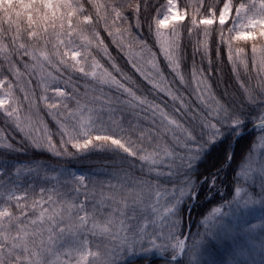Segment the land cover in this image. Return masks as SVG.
I'll return each instance as SVG.
<instances>
[{
  "label": "snow or ice",
  "instance_id": "obj_1",
  "mask_svg": "<svg viewBox=\"0 0 264 264\" xmlns=\"http://www.w3.org/2000/svg\"><path fill=\"white\" fill-rule=\"evenodd\" d=\"M225 54L238 88L221 81L217 94L212 77ZM0 122V264H134L152 255L208 264L209 250L235 234L252 243L237 246L234 257L248 259L233 264H257V255L264 264V232L253 235L249 219L258 206L264 220V0H0ZM249 123L258 134L224 199L228 142ZM221 144L223 161L200 172ZM30 150L57 160L99 153L109 163L90 179L9 158ZM205 188L222 203L185 233L182 213Z\"/></svg>",
  "mask_w": 264,
  "mask_h": 264
},
{
  "label": "trees",
  "instance_id": "obj_2",
  "mask_svg": "<svg viewBox=\"0 0 264 264\" xmlns=\"http://www.w3.org/2000/svg\"><path fill=\"white\" fill-rule=\"evenodd\" d=\"M153 3L156 2V0H152ZM160 3H164L165 0H159ZM184 3H186V0H179L180 6H183ZM146 31V29H145ZM193 40H195V37H192ZM189 37L187 35V32L185 30L184 32V42L187 45L188 44ZM108 43L111 45V42L108 41ZM212 53H213V60L214 64L213 67L215 68L217 65L215 63V34L212 37ZM240 46H245L244 42H240ZM109 51L111 52L112 56L115 58L117 64L130 76L133 77V79L137 82L139 85L141 91H143L145 94H149L150 98H153L151 94L148 92V89L150 86L146 85V82L142 80V78L139 76V74L135 73L134 70L131 68V66L127 63V59L123 56L122 53H118L117 49L114 45H111L109 48ZM188 55L189 60L185 66L186 72L189 69V66L191 64V53L192 48L189 46L188 49ZM247 54L250 56V48L247 49ZM98 58L100 59L101 63L104 64L106 68H109L111 70V65L103 58L102 54L97 53ZM199 60V58H197ZM206 66V65H205ZM171 78V77H170ZM221 81H224L226 84L231 85L232 89H237L238 86L236 85L235 78L233 77L231 65L227 62L226 54L223 57V64L219 66V72L217 75L212 77V82L214 85H219L218 87H215V91L217 94H222L224 90L223 84H220ZM35 83V81H34ZM91 83V82H90ZM105 92H108L109 89L107 86L104 88ZM40 89L37 88V94H39ZM49 95H52L50 92ZM156 99H163L162 96L155 97ZM169 104H171V101H169ZM39 108L42 110L43 117L45 121L49 124V127L52 129L53 132H55V124L51 120L50 117L47 116L46 111H43L44 105L40 104ZM253 125L249 123L247 125V129L252 127ZM0 127H3L2 122H0ZM11 131V130H9ZM257 131L255 129H252L250 132L240 136L235 142L229 141L228 143H231V152L233 154V160L231 162L230 167H226L221 173H220V180L218 181V188L219 191L224 194V199H231L232 194V180L234 177V170L237 169V166L241 163L242 158L245 155L246 150L249 148V146L252 144L253 139L257 136ZM19 135L18 133L16 134ZM225 144L218 145L216 148H214L209 156V158L199 165V171L204 172L206 169L211 167L212 165H217L223 161V158L225 156ZM0 152H3L2 149H0ZM13 161L15 160H21V161H27L29 159H42L43 162L49 164L51 167L55 168H67L69 170H79L83 172L85 175L89 176L90 179H92V174L95 173L99 176V174L103 173L105 171V165L106 163H109L106 161V158L99 153H93L87 158L80 159V160H67V159H61L57 160L56 158L49 159L47 154H45L43 157H33V154L31 150L27 153V155L24 154H13L12 157H9ZM111 170L110 168L108 169ZM103 178V177H100ZM147 179L148 177L145 176ZM207 193V188H205L200 195V199L195 202L194 206L190 207V211H185L182 213L183 215V224H182V230L187 232L195 233L200 228V221L202 217L207 214L214 206H217L222 203L221 196L218 194H213L212 198L206 199L205 195ZM189 229V230H188ZM188 230V231H187ZM245 243H252V241L247 242L244 241L242 238V235L235 234L234 236H228L222 238L221 242L216 245L215 247L211 248L209 250V253L204 257V259L208 262V264H233V260L235 259H242L244 260V257L235 256L234 252L238 245L245 244ZM158 255H152L147 260L144 259H136L134 261V264H165V261L163 259H156ZM259 260V257H257ZM259 261H257L258 264ZM118 264H128V261L125 257H120L118 260Z\"/></svg>",
  "mask_w": 264,
  "mask_h": 264
},
{
  "label": "rangeland",
  "instance_id": "obj_3",
  "mask_svg": "<svg viewBox=\"0 0 264 264\" xmlns=\"http://www.w3.org/2000/svg\"><path fill=\"white\" fill-rule=\"evenodd\" d=\"M259 153H264V148H260L259 145H258V142H257V154H259ZM76 171L81 172L79 170H76ZM261 215L262 214H261V212L259 210V207L257 206V210L255 211V213L253 214V216L252 217H249V219L252 220V223L256 225V228L253 230V235H255L256 237H259L260 233L261 232H264V220L261 219ZM242 238H243L244 241H247V242H250L251 241L246 236H243L242 235ZM257 257H259V255L256 256V260L259 261L257 259ZM246 259H248L247 256L244 257V260H246Z\"/></svg>",
  "mask_w": 264,
  "mask_h": 264
},
{
  "label": "water",
  "instance_id": "obj_4",
  "mask_svg": "<svg viewBox=\"0 0 264 264\" xmlns=\"http://www.w3.org/2000/svg\"><path fill=\"white\" fill-rule=\"evenodd\" d=\"M252 129H254L253 126H252L251 128H249L248 130L244 131L243 135L246 134V133H248V132L251 131ZM188 230H189V229H188ZM188 230H187V231H188ZM156 259H162V258H161L160 256H158Z\"/></svg>",
  "mask_w": 264,
  "mask_h": 264
}]
</instances>
